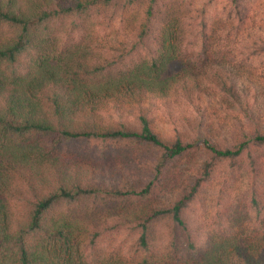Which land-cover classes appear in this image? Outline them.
Wrapping results in <instances>:
<instances>
[{
  "label": "trees",
  "instance_id": "trees-1",
  "mask_svg": "<svg viewBox=\"0 0 264 264\" xmlns=\"http://www.w3.org/2000/svg\"><path fill=\"white\" fill-rule=\"evenodd\" d=\"M249 1L0 0V264H264V192L251 190L243 230L203 235L186 216L217 165L232 170L243 159L251 180L260 178L264 126L251 114L255 126L238 127V139L223 147L200 132L165 142L141 108L128 112L135 126L97 122L107 104L122 111L175 87L186 100L205 93L243 110L232 73L210 68L209 59L216 45L231 48L245 32ZM141 5L130 46L94 60L81 38L89 21ZM185 31L191 39L183 44ZM251 40L240 46L264 55V42ZM175 63L180 69L170 72ZM79 143L94 161L151 153L152 177L140 188L99 184L77 172ZM192 152L205 157L193 185L171 205L150 207L166 165ZM126 202L128 215L147 209L122 218L113 204Z\"/></svg>",
  "mask_w": 264,
  "mask_h": 264
},
{
  "label": "rangeland",
  "instance_id": "rangeland-1",
  "mask_svg": "<svg viewBox=\"0 0 264 264\" xmlns=\"http://www.w3.org/2000/svg\"><path fill=\"white\" fill-rule=\"evenodd\" d=\"M201 5L202 3H198L196 8ZM247 9L245 32L238 37L237 43L228 48L225 42H220L209 59L210 68L222 66L232 73L243 110L226 104L220 97H207L205 93L199 94V98H194L193 94L192 100H186L183 93H179V89L175 87L164 96L145 94L136 101L140 104L135 102V105L122 111H116L107 104L97 116L98 124L104 129H115L122 124L135 126L134 117L128 112L130 110L136 114L141 108V112L148 116L153 132L163 141L169 142L175 134H179L188 142L200 132L202 139L207 138L219 147L232 144L238 139V127H245L247 124L253 127L255 122L264 126V55L252 56L254 48H243L239 43L244 40L248 42L249 39L264 42V0L249 1ZM143 11L144 5H141L126 15L109 9L94 16L81 34L86 51L94 60H100L114 56L118 50H125L134 39L137 26L143 18ZM190 39L191 31H185L183 44ZM247 42L244 46L249 45ZM195 66L204 67L200 62ZM179 69L180 64L175 63L169 71L177 72ZM245 112L247 115L251 114L255 122L246 117ZM74 146L84 155L78 158L80 165L77 172L87 170L86 176H92L93 179L95 177L99 184L140 188L152 177L148 168L154 158L144 150L128 154L121 152L118 156L111 155L104 157L102 161H94L92 158L87 159L89 151L84 143ZM259 153L264 158V150ZM204 158L198 152H192L186 158L168 163L156 190V199L149 206L171 205L180 194L193 185L201 172L200 164ZM234 165L232 170L226 164L217 165L211 179L198 193L186 213L189 224L203 232V235L221 232V227L238 231L250 226L251 220L245 213L248 212L251 190L257 188L264 192V160L261 176L255 181L251 180L243 159ZM113 206L121 209L120 217L129 216L131 219L147 209V206H141L137 210H130L128 215V212L122 210L131 209L130 203H116ZM159 227L164 232V226Z\"/></svg>",
  "mask_w": 264,
  "mask_h": 264
}]
</instances>
